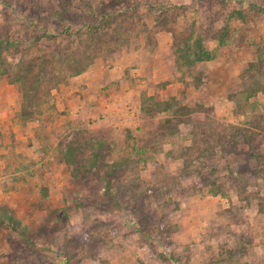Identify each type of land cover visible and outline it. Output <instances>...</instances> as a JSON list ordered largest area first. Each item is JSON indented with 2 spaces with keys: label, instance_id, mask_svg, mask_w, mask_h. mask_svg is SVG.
Listing matches in <instances>:
<instances>
[{
  "label": "rangeland",
  "instance_id": "1",
  "mask_svg": "<svg viewBox=\"0 0 264 264\" xmlns=\"http://www.w3.org/2000/svg\"><path fill=\"white\" fill-rule=\"evenodd\" d=\"M67 1L0 0V264H264V0Z\"/></svg>",
  "mask_w": 264,
  "mask_h": 264
},
{
  "label": "trees",
  "instance_id": "2",
  "mask_svg": "<svg viewBox=\"0 0 264 264\" xmlns=\"http://www.w3.org/2000/svg\"><path fill=\"white\" fill-rule=\"evenodd\" d=\"M42 1H47V2H52L53 3V6H55L56 4L57 5H65V3L66 2H68L67 0H42ZM53 16H55V15H57L59 18H61V15H62V13L59 11H53L52 13H51ZM64 29H65V27H63ZM67 29H65L63 32H64V34L63 33H59L60 35H63V36H70V32H69V30H68V27H66ZM45 34L46 35H48V37H55V36H57L58 34H48V33H46V31H45ZM92 41L93 40H91V38L90 39H88V40H86L85 41V44H84V46L85 47H83L82 49H81V51H85L86 49H87V47H91L93 44H92ZM185 43H188L187 41L185 42ZM91 45V46H90ZM196 47L198 48V49H194V53H195V56H194V58L193 59H188L187 58V53H188V51H186V54L185 55H183L182 53H180L179 52V54H178V56H177V58H176V61L178 62V63H180V61L183 63V64H185L186 66H191L194 62H196V61H203V60H206L207 59V57H208V55H209V52L207 51V50H205L204 48H202V46L198 43L197 45H196ZM181 50V49H180ZM179 49H178V51H180ZM78 54V56H75V55H71L70 57H69V61L67 62V64H69V68H74V71H71V74H75V75H77V74H79L82 70H83V68L84 67H86L87 65H88V63H89V61H84V54H83V52H78L77 53ZM88 60V59H87ZM79 61H83L84 62V64L86 63V65L84 66V67H73V63H77V62H79ZM258 65H259V62H252L251 63V68H258ZM23 66H19V70H20V75L18 76V81H15L14 80V82L16 83V82H25V80L28 78V75H27V70H29L31 67H29L28 69L26 68L25 69V71L23 72ZM246 71H249V70H246ZM39 79V77L37 78H35L34 79V83H32L33 84V87L34 88H36V81ZM253 90H258V87H254V89H252V91ZM252 91H250V93L252 92ZM21 92H22V94L24 95V94H27L26 92H25V90L24 89H22L21 90ZM252 95V94H251ZM34 97V96H33ZM248 97H250V95H248V96H246L245 98L247 99ZM35 98V97H34ZM146 100L149 102V103H146V104H142V106H141V111L142 112H144V113H146V115H148V114H151L152 113V111L153 110H155V109H157L158 111H162V110H166V109H169L170 108V103H164L163 105L164 106H161V103H159V102H157V101H155L154 100V98L152 97V96H148L147 98H146ZM147 104H149L150 106H154V108H151V109H148L146 106H147ZM25 105V104H24ZM26 112V109H25V106L23 107V109H22V113H25ZM264 125V117H260L259 119H256L255 121H254V126H256V128L259 130L260 128H261V126H263ZM242 135L246 138H249V139H252L251 137L254 135V131L250 128V127H248V128H244L243 130H242ZM235 138H237V136H235ZM91 141V143H92V140H90ZM88 142V141H87ZM74 156H76V154L74 153ZM66 159H65V162L67 163V166H68V169H69V171H70V173L72 174V175H75V172H78V167H76V165H75V162L73 161V158H72V155L71 154H69V155H67L66 157H65Z\"/></svg>",
  "mask_w": 264,
  "mask_h": 264
},
{
  "label": "crops",
  "instance_id": "3",
  "mask_svg": "<svg viewBox=\"0 0 264 264\" xmlns=\"http://www.w3.org/2000/svg\"><path fill=\"white\" fill-rule=\"evenodd\" d=\"M85 76H87V75L84 74V77H82V80L85 78ZM0 90H6L9 92L11 90L10 84H4V83L0 82ZM12 100H13L12 97L10 96V98H9V97H7V95H5V97L0 99V102L4 103V109H3V111H0V117L3 118L5 116H7L8 113H10L11 107L13 105H15V102H13Z\"/></svg>",
  "mask_w": 264,
  "mask_h": 264
}]
</instances>
